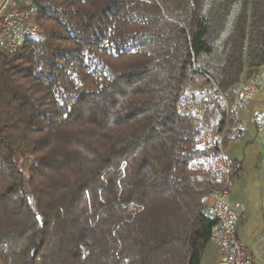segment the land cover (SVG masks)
Instances as JSON below:
<instances>
[{"label": "trees", "instance_id": "1", "mask_svg": "<svg viewBox=\"0 0 264 264\" xmlns=\"http://www.w3.org/2000/svg\"><path fill=\"white\" fill-rule=\"evenodd\" d=\"M27 1L39 38L0 51V264H200L196 138L227 115L179 102L264 67V0Z\"/></svg>", "mask_w": 264, "mask_h": 264}, {"label": "built area", "instance_id": "2", "mask_svg": "<svg viewBox=\"0 0 264 264\" xmlns=\"http://www.w3.org/2000/svg\"><path fill=\"white\" fill-rule=\"evenodd\" d=\"M37 13L27 0H0V51L5 55L17 53L25 39L39 38L36 24ZM257 88V83L242 77L237 85L234 99L229 100L228 92L221 90L211 82L198 96H185L179 105L195 116H201L216 107L225 110L227 119L233 118L242 108L246 107ZM258 124L264 125V117H256ZM225 130V129H224ZM224 130L217 132L214 128L203 130L196 138L202 147L214 145L217 152L200 162V170L205 172L207 179L214 183L210 195V205L206 215L216 222L212 232V240L219 253L226 258V264H252L240 246L236 234V219L227 205L232 186V175L238 171L226 154L222 144ZM235 133L241 131L235 125Z\"/></svg>", "mask_w": 264, "mask_h": 264}, {"label": "crops", "instance_id": "3", "mask_svg": "<svg viewBox=\"0 0 264 264\" xmlns=\"http://www.w3.org/2000/svg\"><path fill=\"white\" fill-rule=\"evenodd\" d=\"M247 79L257 83L249 104L233 118H226L222 144L240 172L233 179L227 205L236 219L240 246L252 264H264V125L256 117H264V68ZM236 89L228 92L232 101ZM241 127L235 133V125ZM234 136V137H233ZM224 257L211 241L200 264H220Z\"/></svg>", "mask_w": 264, "mask_h": 264}, {"label": "rangeland", "instance_id": "4", "mask_svg": "<svg viewBox=\"0 0 264 264\" xmlns=\"http://www.w3.org/2000/svg\"><path fill=\"white\" fill-rule=\"evenodd\" d=\"M203 89L201 87H197L195 89V93L199 94ZM210 128V127H209ZM213 128V127H211ZM27 159L28 156L26 153L21 152L17 157H16V162L18 165L19 170L23 173L24 178L26 179V172H27Z\"/></svg>", "mask_w": 264, "mask_h": 264}, {"label": "water", "instance_id": "5", "mask_svg": "<svg viewBox=\"0 0 264 264\" xmlns=\"http://www.w3.org/2000/svg\"><path fill=\"white\" fill-rule=\"evenodd\" d=\"M264 68V67H263ZM262 69V68H261ZM220 264H226V258L224 257L223 259H222V261L220 262Z\"/></svg>", "mask_w": 264, "mask_h": 264}]
</instances>
